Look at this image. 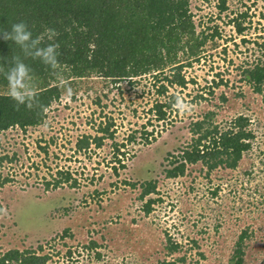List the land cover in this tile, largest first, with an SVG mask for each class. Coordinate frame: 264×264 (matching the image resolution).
I'll list each match as a JSON object with an SVG mask.
<instances>
[{
    "label": "rangeland",
    "instance_id": "1",
    "mask_svg": "<svg viewBox=\"0 0 264 264\" xmlns=\"http://www.w3.org/2000/svg\"><path fill=\"white\" fill-rule=\"evenodd\" d=\"M188 1L197 30L219 36L209 38L201 61L186 70L195 82L171 90L189 108H174L164 128L149 112L157 94L147 77L111 91L86 92L92 82L86 83L75 100L55 102L42 125L0 133V156L14 158L0 165V256L18 249L48 255L47 264H236L245 234L242 264H264V107L262 96L241 80L244 68L264 59V0H225V10L221 0ZM241 15L242 35L230 22ZM240 115L250 119L255 138L236 168L195 164L184 176L166 177L175 160L167 154L178 158L189 148L196 122L227 130ZM108 119L115 138L78 152V139L96 135ZM153 130L161 134L146 145L143 131ZM114 143L126 154L121 163L114 160ZM58 171L77 185L47 188ZM149 181L157 192L141 200ZM149 199L156 203L146 214ZM170 243L179 250L169 252Z\"/></svg>",
    "mask_w": 264,
    "mask_h": 264
},
{
    "label": "trees",
    "instance_id": "2",
    "mask_svg": "<svg viewBox=\"0 0 264 264\" xmlns=\"http://www.w3.org/2000/svg\"><path fill=\"white\" fill-rule=\"evenodd\" d=\"M221 1L220 9L225 10V0ZM245 17L241 15L230 21L240 35L247 28L238 20ZM19 22L28 25L34 38L44 33L45 29H54L58 33L52 41L45 37L42 46L48 43L59 45V66L52 70L38 59L24 58L17 44L0 39V66L6 70L11 67L12 58L19 56L31 68V84L39 102L46 108L44 111L38 107L28 110L21 106L17 111L14 102L7 96V80L0 73V133L15 128L26 131L42 125L48 117V110L61 99L68 87L73 91L71 99L75 100L78 91L89 82L92 83L84 87L86 92L91 89L98 92L104 88L111 91V86L122 82L137 86L147 77L152 78L150 82L157 94L149 112L164 128V124L172 121L173 105L179 98L171 90H185L195 82L187 78L186 70L201 61L209 38L219 36L217 30L212 35L197 30L188 0H0V31L10 32L12 25ZM243 42L249 41L243 39ZM54 71L57 74L54 75ZM242 75L241 80L248 82L253 91L262 96L264 107V59L249 64ZM219 84L223 85V80L216 86ZM222 100H227L225 95H222ZM100 102L98 97L97 103ZM206 123L203 120L194 124L191 131L197 137H194L189 148L180 152L178 158L167 154L171 156L169 158H175L165 171L167 178L184 176L187 167L195 164L207 166L209 170L219 165L234 169L243 154L251 150V141L255 137L248 129V117H236L227 130L206 127ZM115 126L111 119L100 123L96 135H84L78 139L76 150L86 152L93 145L103 147L107 139L115 138ZM160 134V131H143V140L149 145ZM134 139V134L129 135V141ZM113 149L114 160L121 163L122 159L118 157L126 154L120 151L118 143H114ZM41 150L46 152L45 148ZM4 161L11 163L14 158L0 156V165ZM120 166L124 169L127 167L125 163ZM57 175L60 178L46 182L47 188L56 189L64 183H70V187L77 185L76 179L73 180L69 173L58 171ZM9 180L5 178L2 184ZM131 186L135 187L136 184ZM156 192V183L146 182L142 185L140 199ZM154 203V199L147 200L144 205L146 214L153 210ZM2 212L3 206L0 204V214ZM244 236L237 244L236 264L243 263ZM90 247L94 248L96 244L92 243ZM179 247L177 243H170L168 250L174 253ZM48 260V255H37V250L13 249L0 256V264H47Z\"/></svg>",
    "mask_w": 264,
    "mask_h": 264
},
{
    "label": "clouds",
    "instance_id": "3",
    "mask_svg": "<svg viewBox=\"0 0 264 264\" xmlns=\"http://www.w3.org/2000/svg\"><path fill=\"white\" fill-rule=\"evenodd\" d=\"M57 35L58 33L54 29H45L44 33L34 38L25 22L13 24L10 32L0 31V39L4 41L11 40L17 44L21 48L24 58L38 59L52 70H56L59 66L57 51L59 45L48 43L46 46H42V43L45 37L49 41H52ZM31 71V68L19 56L12 58L11 67H8L6 70L3 66H0V73L7 80V96L14 102V107L17 111L20 110L21 106H24L28 110H33L37 107L41 111L46 110L45 106L39 102L37 93L31 84ZM53 74L57 73L54 71ZM72 95L73 91L68 87L61 99L70 103ZM173 107L186 110L189 108V105L183 104L178 98Z\"/></svg>",
    "mask_w": 264,
    "mask_h": 264
}]
</instances>
